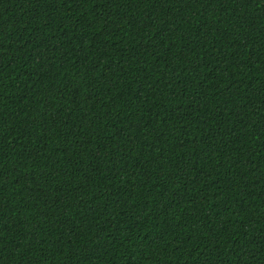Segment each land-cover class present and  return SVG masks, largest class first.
<instances>
[{"label": "trees", "instance_id": "obj_1", "mask_svg": "<svg viewBox=\"0 0 264 264\" xmlns=\"http://www.w3.org/2000/svg\"><path fill=\"white\" fill-rule=\"evenodd\" d=\"M0 264H264V0H0Z\"/></svg>", "mask_w": 264, "mask_h": 264}]
</instances>
